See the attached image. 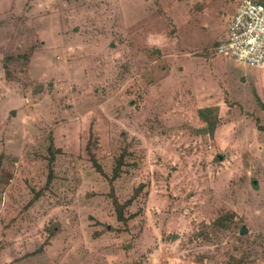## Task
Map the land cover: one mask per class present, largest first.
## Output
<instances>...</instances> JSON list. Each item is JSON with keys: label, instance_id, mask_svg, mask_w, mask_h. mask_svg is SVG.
<instances>
[{"label": "rangeland", "instance_id": "374dc122", "mask_svg": "<svg viewBox=\"0 0 264 264\" xmlns=\"http://www.w3.org/2000/svg\"><path fill=\"white\" fill-rule=\"evenodd\" d=\"M239 1L0 0V264H264V75L213 51Z\"/></svg>", "mask_w": 264, "mask_h": 264}, {"label": "built area", "instance_id": "2783aa9c", "mask_svg": "<svg viewBox=\"0 0 264 264\" xmlns=\"http://www.w3.org/2000/svg\"><path fill=\"white\" fill-rule=\"evenodd\" d=\"M215 54L264 69V1L240 0Z\"/></svg>", "mask_w": 264, "mask_h": 264}, {"label": "crops", "instance_id": "0c3cea01", "mask_svg": "<svg viewBox=\"0 0 264 264\" xmlns=\"http://www.w3.org/2000/svg\"><path fill=\"white\" fill-rule=\"evenodd\" d=\"M51 1V0H50ZM262 1H264V0H262ZM240 2V1H239ZM239 2H238V4H239ZM32 3H35L34 1L32 2ZM44 4H49L47 1H44V2H40V3H38V2H36V4H35V6H37V8H35L34 10H36L35 12H37V16L36 17H34V18H31V19H27L26 20V24H28L29 25V29L27 30V33L29 34L30 32H36V31H38L37 29H36V23L38 22V21H40V16L41 15H43V7H45L44 6ZM238 4L235 6V9H234V11H233V13L236 11V8H237V6H238ZM232 6H233V4H232ZM42 8V9H41ZM15 9H16V11H15ZM21 10H23V7H22V5H20V6H16L15 5V3L14 2H12L11 3V5L10 6H8V8L7 9H2V10H0V30H2V32H5V31H15V32H22L23 30H24V28L23 27H21L20 26V24L18 23V21H16V20H14V19H12V18H6L7 17V14L9 13V12H11V14H21V13H23V11H21ZM41 11V12H40ZM34 12V11H33ZM232 13V14H233ZM231 14V15H232ZM231 17V16H230ZM2 18V19H1ZM230 19V18H229ZM53 21V20H52ZM54 26H50L49 25V27H50V32L49 33H53V27L55 28V31L56 30H58V32L60 31V29H61V26H58V28L56 27L57 25H56V20L54 19ZM228 22H229V20H228ZM9 24V25H6V24ZM17 24H18V26H17ZM41 24H43V22H41L40 23V25ZM39 25V26H40ZM228 25V24H227ZM20 27V28H19ZM40 28H41V26H40ZM42 29V28H41ZM35 30V31H34ZM226 31H227V27L225 28V32L220 36V38H218L216 41V43H218L223 37H224V35L226 34ZM39 34H41V32H38V34L37 35H39ZM42 35V34H41ZM215 43V44H216ZM224 57V56H223ZM221 58V57H220ZM223 60H224V58H222ZM255 67V66H254ZM257 70H260L261 71V76L262 75H264V69H261V68H259L258 69V67H255ZM263 71V72H262ZM212 73H214L213 71H212ZM263 77V76H262ZM261 77V78H262ZM251 81H255L254 79H250V77H246L244 80H240V84L241 85H245V83H248V84H250V82ZM255 83L257 84L256 85V90H257V93H258V95L260 96L261 95V98H263L262 100L264 101V78H262V80H261V82L260 83H257V81H255ZM198 84H199V82H198ZM201 84L202 85H206V84H208V85H212L210 82H206V83H202V81H201ZM232 86V85H231ZM212 88H213V86H211ZM232 89H233V86H232ZM253 89H254V92L256 91L255 90V88H252L251 89V95H253ZM208 91V90H207ZM246 92H248V90H247V88L245 87V86H241L240 88H238L237 90H234V95L236 96V97H241V98H245V95H246ZM251 96H250V94L249 93H247V96H246V100L247 101H249V98H250ZM245 100V99H244Z\"/></svg>", "mask_w": 264, "mask_h": 264}, {"label": "trees", "instance_id": "16d2710c", "mask_svg": "<svg viewBox=\"0 0 264 264\" xmlns=\"http://www.w3.org/2000/svg\"><path fill=\"white\" fill-rule=\"evenodd\" d=\"M216 45V44H215ZM214 128H215V124H211V126H210V128H209V131L211 130H214ZM117 169H118V167H117ZM115 203H116V209H117V211H118V217L120 218V219H124L125 218V215H124V213H123V205L122 204H120L119 203V201L117 200V199H115Z\"/></svg>", "mask_w": 264, "mask_h": 264}, {"label": "water", "instance_id": "95a60500", "mask_svg": "<svg viewBox=\"0 0 264 264\" xmlns=\"http://www.w3.org/2000/svg\"><path fill=\"white\" fill-rule=\"evenodd\" d=\"M245 229H244V227L242 228V231H244Z\"/></svg>", "mask_w": 264, "mask_h": 264}]
</instances>
